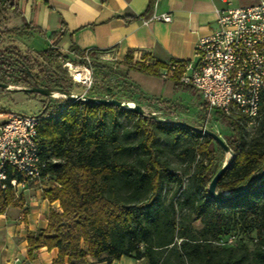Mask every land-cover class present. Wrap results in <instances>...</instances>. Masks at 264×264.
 I'll list each match as a JSON object with an SVG mask.
<instances>
[{"label": "trees", "instance_id": "16d2710c", "mask_svg": "<svg viewBox=\"0 0 264 264\" xmlns=\"http://www.w3.org/2000/svg\"><path fill=\"white\" fill-rule=\"evenodd\" d=\"M153 4L150 0L144 16ZM8 12L19 15L13 0H0V17ZM20 35L21 29L0 28L1 83L71 93L80 86L61 67V62L78 59L56 42L26 48L13 38ZM73 52L81 54L75 48ZM114 64L125 66L121 76L113 71ZM166 66L133 62L131 51L123 61L94 57V77L112 81L114 88L92 86L87 95L154 105L158 113L175 107L184 112L172 100L146 96L127 78L129 71L160 76ZM172 81L176 89L193 90ZM41 103L38 143L42 159L48 161L46 171L57 184L44 188L43 197L57 200L61 212L51 209L47 227L28 235V254L42 247L57 248L52 264L82 263L87 256L107 264L121 256L143 259L145 264H264V95L254 118L212 112L221 125V138L234 155L217 182V193L238 192L253 175L248 190L222 203L211 199L207 189L224 163L225 152L208 135L114 105L62 97H43ZM200 115L207 116L205 105ZM253 122L258 127L250 134L246 126ZM12 176L10 172L8 177ZM14 199L7 181L0 188V212ZM197 223L199 229H195ZM237 231L255 232L252 248L220 244L222 239L236 237Z\"/></svg>", "mask_w": 264, "mask_h": 264}, {"label": "crops", "instance_id": "0c3cea01", "mask_svg": "<svg viewBox=\"0 0 264 264\" xmlns=\"http://www.w3.org/2000/svg\"><path fill=\"white\" fill-rule=\"evenodd\" d=\"M257 1L154 0L150 14L144 16L150 0H13L19 15H13L12 28L21 29V37L31 45L45 46L56 42L63 52L76 59L79 56L73 52L74 48L80 52L89 50L94 57L106 61H123L126 53L131 51L133 62L149 60L150 63L167 64L173 60L194 59L197 40L217 28L216 9L227 5L246 7ZM159 14H169L171 20L145 23L151 16ZM50 35L52 37L48 39ZM127 78L148 97L175 102L182 99L180 93L185 90L176 89L172 79L161 75L129 71ZM55 184L44 188H52ZM44 188L37 182L19 187L13 203L0 212V264H52L57 258V248L42 247L28 254V235L47 227L51 209L61 212L57 200L49 202L43 197ZM73 264L107 262L87 256L84 262ZM110 264L145 262L121 256Z\"/></svg>", "mask_w": 264, "mask_h": 264}, {"label": "built area", "instance_id": "2783aa9c", "mask_svg": "<svg viewBox=\"0 0 264 264\" xmlns=\"http://www.w3.org/2000/svg\"><path fill=\"white\" fill-rule=\"evenodd\" d=\"M152 20L169 22L171 17L153 15L145 23ZM216 24L215 31L197 40L193 60L170 61L161 76L191 86L206 106L207 117L218 110L225 116L241 113L254 118L264 95V0L246 7L216 9ZM92 58L84 50L77 62L62 63L73 79V72L81 74L76 83L89 88ZM38 118V113L0 111V188L9 181L16 194L29 182H37L41 188L55 184L46 171L48 161L41 156ZM233 241L234 236H229L220 244Z\"/></svg>", "mask_w": 264, "mask_h": 264}, {"label": "rangeland", "instance_id": "374dc122", "mask_svg": "<svg viewBox=\"0 0 264 264\" xmlns=\"http://www.w3.org/2000/svg\"><path fill=\"white\" fill-rule=\"evenodd\" d=\"M3 26H6L8 28H12V26H14V20H13L12 13L8 12L0 17V28ZM21 36L22 35L13 36V38L17 42L21 43L26 48H29V49L35 48L33 47V45L30 44L28 40L23 39ZM94 56L95 54L91 53V57L94 58ZM109 62H112V61H109ZM143 62L146 64L150 63L149 60H144ZM113 66H114L113 71L115 72V74L117 76L119 75L121 76L123 74V68L115 64ZM61 67L65 70V72L67 73V76L74 83H76L73 77L69 75V73L66 71L65 66L62 62H61ZM170 79L173 80L175 78H170ZM76 84H79V83H76ZM92 86H95V88L97 89L106 88V86L114 88L112 81L102 82L97 77H94L93 73H92V84L89 88H91ZM12 87H22V86H12ZM89 88L80 85V86L75 87L72 93L88 96L87 91ZM117 90H119V88ZM120 93L123 94V92H120ZM55 96L57 97L53 96L49 98L51 99L61 98L59 97V95H55ZM180 96L182 99L181 100L177 99L175 103L181 104L185 108L184 112L178 111V109L175 107L169 110H161L160 113H158L157 110L159 109L155 107L154 105L146 106L145 104H141L140 106L143 108L145 113L146 112L154 113L158 117L164 120L171 119L174 121H182L188 124H197V125L200 124L202 127L205 126L206 128L212 130L213 132L217 133L221 137L220 133H222V128L219 122L216 120V117L212 114L208 117L206 116L205 118L200 115L203 104H202L201 99L195 96V92L193 90H189V91L184 90L182 91V93H180ZM43 97L45 96H42V95L36 96L33 93L25 92L23 90L13 89L9 91L6 90L4 92L0 90V111L10 110V111L25 112V113H38L42 107L41 100L43 99ZM129 103L135 106V104H133L132 102H129ZM257 127H258L257 122H253L251 124H248L246 126V129L250 134H253L256 131ZM230 156L231 155L229 152H225L224 162L229 160ZM200 227L201 225L199 223L195 225V229H199ZM226 240L227 238L222 239L221 241L226 242ZM254 242H255V232L254 231L247 233V234L242 233L241 231H237L236 237H234V241L230 245L246 244L249 248H252Z\"/></svg>", "mask_w": 264, "mask_h": 264}, {"label": "water", "instance_id": "95a60500", "mask_svg": "<svg viewBox=\"0 0 264 264\" xmlns=\"http://www.w3.org/2000/svg\"><path fill=\"white\" fill-rule=\"evenodd\" d=\"M0 88L4 89V90H23L25 92H29V93H35V94H39L45 97H53L51 95L52 92H62L64 93L65 96H62V98H66L69 99L73 102H86V103H93V104H103V105H114L123 109H127V110H131L133 112H136L140 115L143 116H149L157 121L160 122H165V123H177L179 125H183L189 128H192L193 130H196L202 134L208 135L209 137H211L222 149L224 152H229L230 153V159L227 160L226 162L223 163V165L221 166V168L216 172V174L213 176V178L211 179L207 192H208V196L213 199L214 201L218 202V203H222V202H227L230 201L232 199H234L235 197H237L238 195L242 194L244 191L248 190L253 182V175L249 178V183L242 188L241 190H239L238 192L235 193H229V192H223L222 194H218L216 191V185L217 182L219 180V178L222 176V174L224 173V171L227 169V167L230 165V163L232 162V160L234 159V155L232 153V151L230 150V148L228 147V145L225 143V141L215 132H213L212 130L206 128V127H196L193 126L191 124L182 122V121H167L164 119H161L160 117H158L156 114L154 113H150V112H144L143 108L138 105L135 104L134 108L128 107L126 101H121L118 99H113V98H97V97H89V96H85V95H80V94H73L71 92H66L64 90L61 89H52V88H41V87H11L10 85H7L5 83H1L0 82ZM262 172H264V165H262Z\"/></svg>", "mask_w": 264, "mask_h": 264}, {"label": "bare ground", "instance_id": "6f19581e", "mask_svg": "<svg viewBox=\"0 0 264 264\" xmlns=\"http://www.w3.org/2000/svg\"><path fill=\"white\" fill-rule=\"evenodd\" d=\"M73 76H74V80H75V81H79V80L82 79V76H81V74H79V73H74V72H73ZM51 95L54 96V97H57V96H55V95H59V97L65 96L64 93H62V92H52ZM127 106H128V107H131V108H134V107H135V106H133V105L130 104V103H127Z\"/></svg>", "mask_w": 264, "mask_h": 264}]
</instances>
